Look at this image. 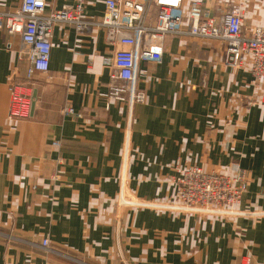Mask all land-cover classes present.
I'll return each mask as SVG.
<instances>
[{"label": "crops", "instance_id": "1", "mask_svg": "<svg viewBox=\"0 0 264 264\" xmlns=\"http://www.w3.org/2000/svg\"><path fill=\"white\" fill-rule=\"evenodd\" d=\"M20 1L0 0V12ZM103 1L84 0L82 28L54 22L48 71L29 80L27 118H7L9 83L27 80V49L0 28V264H264V215L180 214L118 199L168 200L181 169L237 164L249 177L238 207L264 211V82L227 65L222 40L165 34L161 58L139 61L145 99L129 110L104 96L113 82L105 60L120 45L95 23ZM196 1L210 15L234 2ZM75 3L46 0L45 12ZM244 9L245 33L264 25V0Z\"/></svg>", "mask_w": 264, "mask_h": 264}, {"label": "built area", "instance_id": "2", "mask_svg": "<svg viewBox=\"0 0 264 264\" xmlns=\"http://www.w3.org/2000/svg\"><path fill=\"white\" fill-rule=\"evenodd\" d=\"M104 12L97 22L105 28L108 42L120 45L105 65L113 68L112 84L104 96L123 101L129 110L133 104L143 102L144 91L138 86V64L140 60L158 61L162 55L161 41L166 34H187L200 38L219 39L224 42V62L234 68L247 66L251 82H264V25H253L245 33L242 28L245 0H234L220 15H210L201 9L200 2L193 0L184 5L183 0H104ZM84 0H76L73 6L45 12L46 0H21L17 8L0 12V28L10 34H19L26 46L29 61L27 80L9 83L10 120L29 117L33 97L29 80L34 72H46L49 68L51 30L56 21L75 22L82 28L86 22L80 19ZM154 9V23L145 22ZM63 112L72 114V108ZM181 175V174H180ZM182 178L194 184L204 183L207 195L212 185L228 179L227 174H210L199 168L187 167ZM244 170L237 168L235 178H244ZM176 183V182H175ZM177 185V183H176ZM123 197V192H120ZM130 205L148 206L147 201H127ZM161 207V205H158ZM163 207V206H162ZM174 208V206H169ZM42 246L49 249L44 238Z\"/></svg>", "mask_w": 264, "mask_h": 264}, {"label": "rangeland", "instance_id": "3", "mask_svg": "<svg viewBox=\"0 0 264 264\" xmlns=\"http://www.w3.org/2000/svg\"><path fill=\"white\" fill-rule=\"evenodd\" d=\"M248 7L249 5H247V9ZM196 167L202 170L203 172L210 174H227L228 179L223 180L218 185H212L210 196H208L207 192L204 191L206 190V182L202 184L199 183L197 185L194 184V182L192 181L187 182L185 179L181 178L179 181L178 179L174 181L175 191L174 196L171 199L160 201L147 199L143 200L138 197H135L134 195H125L123 192L122 198L120 197L119 193V203L124 206H130L132 208H140L146 206L130 205L127 203V201H147L149 202V205L147 206L148 208L150 207L157 210L178 212L180 214L209 215L212 217L220 218H233L235 216L257 217L264 215V211H247L242 210L238 207V204L241 201L243 194L247 191L249 177L247 172L244 170L246 173V176L244 178H235L236 169L238 168L237 164L232 165L229 171H208L203 169L201 166L196 165ZM184 169L185 168L180 170L179 175H182V171ZM175 182L177 183V185ZM158 205H161V207ZM169 206H174V208ZM242 261L246 264H250V257L244 256Z\"/></svg>", "mask_w": 264, "mask_h": 264}]
</instances>
